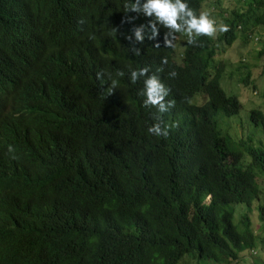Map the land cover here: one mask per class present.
<instances>
[{
  "label": "trees",
  "instance_id": "1",
  "mask_svg": "<svg viewBox=\"0 0 264 264\" xmlns=\"http://www.w3.org/2000/svg\"><path fill=\"white\" fill-rule=\"evenodd\" d=\"M186 2L197 15L222 12L230 31L186 40L178 62L163 27L142 44L126 38L150 19L126 16L127 0H0V91L48 117L21 134L41 152L14 158L37 182L4 176L0 162V264H264V143L237 148L217 121L243 108L221 86L218 54L264 25V0L228 12L223 0ZM142 66L170 89L168 112L144 107L145 77L129 79ZM154 113L167 137L148 132ZM250 120L264 136V112Z\"/></svg>",
  "mask_w": 264,
  "mask_h": 264
},
{
  "label": "clouds",
  "instance_id": "2",
  "mask_svg": "<svg viewBox=\"0 0 264 264\" xmlns=\"http://www.w3.org/2000/svg\"><path fill=\"white\" fill-rule=\"evenodd\" d=\"M125 10L127 12L126 16L130 19L138 18L141 13H144L150 18L147 24L141 25L134 30V35L128 34L126 38L129 41L135 40V42L142 44L146 38L155 40L159 35L160 28L163 27L167 30L165 38L166 46L173 47L174 44H177V61L180 56L178 62H181L186 40L189 45H197L200 37L215 39L218 33L226 34L230 31L229 25L224 23L218 24L215 19L210 17L208 12H200L197 15L196 11L189 6L186 0H127ZM178 33L183 35L178 37L176 41V34ZM256 40L258 41V38ZM181 43H183V48L179 55L178 51L181 48L178 45ZM132 51L134 55H141V49L139 48L133 46ZM161 63L167 64V57L162 58ZM162 71V67L157 69V72ZM149 72L150 69L148 67L142 66L136 70H131L129 79L132 84H136L141 77H145L143 95L146 98L143 102L144 107L154 108L157 110V113L164 114L175 106V101L166 99L170 94V89L162 82L158 75L155 73L149 75ZM116 75L123 77L125 73L123 71H117ZM103 76V72L97 73V78L101 79V81H103ZM168 76L175 78L178 76V73L173 70L168 73ZM116 86L117 81L112 79L111 87L108 90L111 92V89ZM32 108H36V111ZM0 110L4 113V123L2 131L0 132V162L4 166L2 168L3 174L4 176H13L21 173L31 174L27 168L19 166L14 158L31 156L41 152L37 144L25 141L21 137V134L41 132L48 125L47 112L38 104L30 106L29 108L27 105L23 107L13 105L10 93L1 91ZM153 118L158 122L150 126L148 132L157 137H167L169 135V129L167 126L162 127V115H156L154 113ZM31 175L37 182L39 177L37 175ZM21 183L22 181H20V186L13 190L12 193L19 192ZM207 201L210 202L211 197H208Z\"/></svg>",
  "mask_w": 264,
  "mask_h": 264
},
{
  "label": "rangeland",
  "instance_id": "3",
  "mask_svg": "<svg viewBox=\"0 0 264 264\" xmlns=\"http://www.w3.org/2000/svg\"><path fill=\"white\" fill-rule=\"evenodd\" d=\"M238 3L239 0H223L224 10H227V12L231 11ZM221 13L214 12L216 16L214 19L218 24L222 23ZM227 14L225 13L224 16ZM257 38L258 41L256 40ZM263 44L264 25L250 32L247 39L238 33V40L233 46L220 51L218 54V62L226 66L225 75L221 79L222 88L229 96L238 95L244 105L238 116L232 118H226L221 114L217 116L220 130L224 135H230L233 138L234 145L237 148H242L241 143H243V140L249 141L250 138L257 145H260V140L264 143L262 131L253 127L250 120V113L254 109L264 112V59H258V52ZM179 47L181 48L178 51L180 55L183 43ZM179 60L180 56L178 57ZM246 67L252 71L246 69ZM249 71L252 73V77L250 79V85L247 86L242 82V78H245ZM255 213V220L258 221V212ZM258 223V228H260V222ZM182 264H196V262L191 258H187ZM240 264L252 263L243 260Z\"/></svg>",
  "mask_w": 264,
  "mask_h": 264
}]
</instances>
